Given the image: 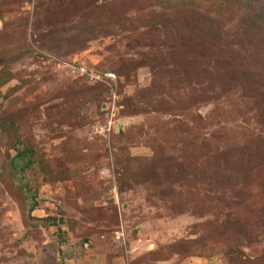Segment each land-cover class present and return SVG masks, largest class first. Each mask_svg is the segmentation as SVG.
I'll use <instances>...</instances> for the list:
<instances>
[{
  "label": "rangeland",
  "instance_id": "obj_1",
  "mask_svg": "<svg viewBox=\"0 0 264 264\" xmlns=\"http://www.w3.org/2000/svg\"><path fill=\"white\" fill-rule=\"evenodd\" d=\"M190 2L0 0V264H264V0Z\"/></svg>",
  "mask_w": 264,
  "mask_h": 264
},
{
  "label": "trees",
  "instance_id": "obj_2",
  "mask_svg": "<svg viewBox=\"0 0 264 264\" xmlns=\"http://www.w3.org/2000/svg\"><path fill=\"white\" fill-rule=\"evenodd\" d=\"M191 0H188V3H190L191 4V2H190ZM221 1H223V0H221ZM225 1V0H224ZM238 1H240V0H238ZM260 2H261V0H254V4L253 5H251V3L248 1V0H243V3H245V4H247V6H245V7H247L244 11H247V12H249L250 14H251V16H254V12H255V5L256 4H260ZM250 14H247V15H245V17L246 16H250ZM246 18H248L249 19V17H246ZM22 152H25V151H22ZM21 151H19V153H18V156L16 157V159H19L20 157L22 158V155H23V153H22ZM30 165V163L29 162H25L24 164H23V168H27L28 166Z\"/></svg>",
  "mask_w": 264,
  "mask_h": 264
},
{
  "label": "built area",
  "instance_id": "obj_3",
  "mask_svg": "<svg viewBox=\"0 0 264 264\" xmlns=\"http://www.w3.org/2000/svg\"><path fill=\"white\" fill-rule=\"evenodd\" d=\"M79 71L82 72L83 74H84V73L87 74V75L89 76L90 79H94V78L99 77L98 75L95 76V75H93L92 73H88L87 71H85L84 68H81V70L79 69ZM107 76L110 77V74H107Z\"/></svg>",
  "mask_w": 264,
  "mask_h": 264
}]
</instances>
